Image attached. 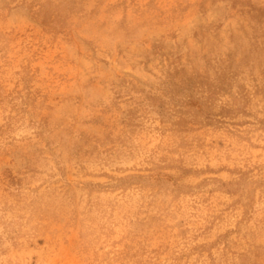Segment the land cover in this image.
Instances as JSON below:
<instances>
[{
    "label": "rangeland",
    "instance_id": "374dc122",
    "mask_svg": "<svg viewBox=\"0 0 264 264\" xmlns=\"http://www.w3.org/2000/svg\"><path fill=\"white\" fill-rule=\"evenodd\" d=\"M0 264H264V0H0Z\"/></svg>",
    "mask_w": 264,
    "mask_h": 264
}]
</instances>
